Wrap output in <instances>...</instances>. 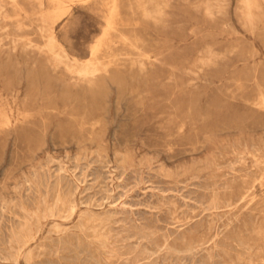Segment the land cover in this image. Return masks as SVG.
I'll list each match as a JSON object with an SVG mask.
<instances>
[{
    "label": "rangeland",
    "instance_id": "obj_1",
    "mask_svg": "<svg viewBox=\"0 0 264 264\" xmlns=\"http://www.w3.org/2000/svg\"><path fill=\"white\" fill-rule=\"evenodd\" d=\"M130 1H66L57 49L80 65L102 44L87 83L39 48L14 49L47 32L38 1L5 0L0 264H264V13L252 32L240 0L217 23L199 0H174L162 29ZM119 30L152 41L162 61L139 70ZM208 46L222 57L204 66Z\"/></svg>",
    "mask_w": 264,
    "mask_h": 264
},
{
    "label": "bare ground",
    "instance_id": "obj_2",
    "mask_svg": "<svg viewBox=\"0 0 264 264\" xmlns=\"http://www.w3.org/2000/svg\"><path fill=\"white\" fill-rule=\"evenodd\" d=\"M18 0H13L14 3V9L15 7H20L21 9H24L21 3L16 2ZM34 1V0H33ZM38 1V5L41 8L40 12H39V19L41 20V24H40V29L41 32L45 33V37L47 38L46 43L42 44V45H38V44H34L32 43V41H21V39L19 40H15L14 41V49H16L18 47V44H21L22 49L23 50H28L29 48H39L41 52H47V54H51V58L53 60V67L54 68H58L60 66L64 67L66 70H68L72 75L79 76L82 77L83 79H85V81H87V83H93L95 81V77L97 75V73L100 71L98 62L96 61L97 58H99L98 56H96L97 52L101 51L99 50L102 44H98L95 45L93 47V59H88V61L80 64V65H76V64H70L69 62V56H68V52L65 50V48L63 49H57V42L58 39L54 33V25L56 24V22H58V20L60 18H63V16H65V12H68V6L66 5V1L67 0H51L53 2V7L49 8V9H45L44 8V0H36ZM172 1L174 0H136V2L134 1V4L137 6V8L139 10H141L142 15L147 19V20H151L154 25H161V24H165L166 25V16L168 14V7L171 6ZM185 1V0H183ZM187 1V0H186ZM241 1V6H240V10H241V19L242 22L245 25H248L250 27V30L252 32H254L257 28H258V24L259 21H261V15L264 13V8L262 3L260 2V0H240ZM132 1H130L131 3ZM71 3V2H70ZM177 3V2H176ZM187 3V2H186ZM228 0H199L194 2V7L197 9H202V11L204 12V15L207 17V19H209L211 22L213 23H217L218 22V18L217 15L218 13L221 14H227V7H228ZM33 4V3H32ZM121 4V3H120ZM133 2L131 3L130 7L133 8L134 6ZM5 0H0V12L1 14H3L6 17H11V15L5 11ZM238 6V8H239ZM118 7H119V3L118 1L115 2L114 7H113V15L118 13ZM128 7V6H127ZM174 7V6H173ZM193 7V6H192ZM39 8V9H40ZM20 9V10H21ZM71 10V9H70ZM239 10V11H240ZM22 11V10H21ZM198 12V10H197ZM200 12V11H199ZM27 13V10H26ZM64 14V15H63ZM111 14V13H110ZM133 14V13H132ZM130 14V15H132ZM200 14V13H199ZM28 14H26L27 16ZM63 15V16H62ZM175 15V14H174ZM2 16V15H0ZM117 16V15H116ZM170 16V14L168 15ZM199 16V15H197ZM37 18V16H35ZM172 17V16H171ZM170 17V18H171ZM101 18V17H100ZM178 18V17H177ZM26 19V18H24ZM31 19V18H30ZM115 19V18H114ZM119 19V17L117 18V20ZM135 19V18H134ZM144 19V18H143ZM28 20V19H27ZM33 21V20H32ZM134 21V20H133ZM146 21V20H145ZM144 21V22H145ZM180 21V20H179ZM35 22V20H34ZM39 22V21H36ZM108 22V21H107ZM24 22L19 21L17 24H19V27H21ZM118 23V22H117ZM152 23V24H153ZM180 23V22H179ZM178 23V24H179ZM2 24V22H1ZM0 24V25H1ZM16 24V25H17ZM191 24V23H190ZM227 26H230V23L226 22ZM38 25V24H37ZM123 25V24H122ZM125 25V24H124ZM170 25V24H169ZM224 25V24H223ZM36 26V25H35ZM119 26V23H118ZM164 26V25H163ZM162 25L160 27H163ZM167 26V25H166ZM165 26V27H166ZM172 26V25H171ZM180 26V24H179ZM178 26V27H179ZM197 26V25H196ZM3 27V26H2ZM18 27V28H19ZM25 27V26H24ZM37 27V28H38ZM114 27V22L111 20L109 23V28L106 29V31L104 32V37L106 38V40L109 38V33H110V29H113ZM117 27V26H116ZM125 27V26H124ZM177 27V26H176ZM183 27V26H182ZM123 28V27H122ZM136 28V27H135ZM232 28V27H231ZM164 29V27L162 28ZM167 29V27H166ZM117 30V29H116ZM235 30V29H233ZM5 31V30H4ZM114 31V30H113ZM120 31V30H119ZM133 31V30H132ZM135 31V30H134ZM138 31V29H137ZM135 31V32H137ZM236 31V30H235ZM115 32V31H114ZM121 32V31H120ZM190 32V31H189ZM29 33V32H28ZM42 33V34H43ZM126 33V31H125ZM138 33V32H137ZM115 34V33H114ZM119 34V32H118ZM122 34V32H121ZM136 34V33H135ZM113 35V34H112ZM117 35V34H116ZM120 35V34H119ZM132 35V34H131ZM137 35V34H136ZM148 35V34H147ZM149 36V35H148ZM103 37V39H105ZM115 37V36H114ZM17 38V37H16ZM19 38V37H18ZM45 38V39H46ZM118 38V36L116 37ZM122 38L124 39V41H126V43H128L130 46L135 47L139 50V55L136 58H129V62L131 61L133 64H137L139 67V70L144 71L147 68L148 63H153L156 64L158 62H161L162 59L159 56V54H161V52L157 51L154 47L153 44H151L152 41H147L146 37L139 35L136 37H131L130 35L127 34H122ZM8 39V38H7ZM27 39V38H26ZM120 39V38H119ZM23 40V39H22ZM28 40V39H27ZM35 40V39H34ZM102 40V38H101ZM41 41V40H40ZM99 41V40H98ZM108 41V40H107ZM117 41V40H116ZM155 42V40H153ZM101 42V41H100ZM108 45V44H107ZM2 46V45H1ZM113 47V46H111ZM118 47V46H117ZM8 48V47H7ZM107 48V47H106ZM1 49V47H0ZM13 49V50H14ZM113 49V48H112ZM230 49V48H229ZM3 51V49H1ZM38 50V49H37ZM111 50V49H110ZM109 51V50H108ZM114 51V50H113ZM130 51V50H128ZM132 51V50H131ZM130 51V52H131ZM9 52V51H8ZM15 52V50H14ZM38 52V51H37ZM225 52V51H224ZM13 53V52H12ZM32 53V51H31ZM40 53V52H39ZM43 53V54H44ZM107 53V52H106ZM105 53V54H106ZM116 52L114 51V54ZM167 53V52H166ZM206 53L205 55L200 57V62L202 64L205 65H210L212 63H214L216 61V59L221 56L222 57V53L218 52L217 50H215L212 46H208L206 48ZM23 54H25L23 52ZM48 54V55H49ZM99 54V53H98ZM122 55V53H120ZM134 54V53H133ZM46 55V54H45ZM118 55V53H117ZM38 56V55H37ZM41 56V53H40ZM100 56V55H99ZM105 56V55H104ZM115 56V55H114ZM120 56V55H118ZM39 57V56H38ZM101 57V56H100ZM103 57V56H102ZM112 57V56H111ZM123 57V56H122ZM197 57V56H196ZM90 58V57H89ZM106 58V56H105ZM116 58V57H114ZM124 58V57H123ZM120 57V59H123ZM102 59V58H101ZM107 59V58H106ZM222 60V58H220ZM119 60V59H118ZM50 61V60H49ZM77 61H80V59H77ZM103 61V60H101ZM110 61H112V59H110ZM116 61V60H115ZM223 61V60H222ZM74 62V61H73ZM100 62V60H99ZM104 62V61H103ZM118 62V61H117ZM120 62V61H119ZM125 62V61H123ZM107 63V62H106ZM115 63V62H114ZM126 63V62H125ZM164 63V62H163ZM27 64V63H26ZM49 64V63H48ZM104 64V63H103ZM201 64V65H202ZM111 65V64H110ZM132 65V64H131ZM151 65V64H150ZM149 65V66H150ZM52 66V65H50ZM104 66V65H103ZM106 66V65H105ZM121 66V65H120ZM123 66V64H122ZM133 66V65H132ZM197 66V65H196ZM111 67V66H110ZM135 67V66H134ZM53 68V69H54ZM122 68V67H120ZM125 68V67H124ZM61 69V67L59 68ZM184 69V68H183ZM57 70V69H56ZM55 71V70H54ZM106 71V70H105ZM97 78V77H96ZM166 81V80H165ZM260 88H262V85L259 83ZM17 101V99H16ZM262 101L264 102V93H262ZM66 109V108H65ZM3 116L6 118H4L6 121H10L8 114H6L5 112L3 113ZM76 118V117H75ZM3 120V119H2ZM91 120V119H89ZM88 120V122H90ZM83 121V120H82ZM86 121V120H85ZM84 122V121H83ZM92 122V121H91ZM5 124V123H3ZM9 124V123H8ZM10 125V124H9ZM7 126V125H5ZM254 152V151H253ZM151 156V155H150ZM254 159V158H253ZM257 163V162H256ZM62 170V169H61ZM246 183V182H245ZM248 186V185H247ZM241 189V188H240ZM241 192L238 199H237V203L240 202H246L248 201V198L251 196V190L250 187H247L245 190L239 191ZM239 194V193H238ZM252 198V197H251ZM229 199V198H228ZM231 199V198H230ZM231 201V200H230ZM235 201V200H234ZM3 202V201H2ZM64 202V201H63ZM67 202V201H66ZM58 203V202H57ZM230 203V202H229ZM68 205V203L66 204ZM238 205V204H237ZM249 205V204H248ZM58 206V205H57ZM48 207V206H47ZM51 207V206H50ZM55 207V206H54ZM74 207V206H73ZM215 208V207H214ZM56 209V208H55ZM54 211V210H53ZM49 212V211H48ZM52 213V212H51ZM55 213V212H54ZM52 213V214H54ZM33 214V213H32ZM36 214V213H35ZM57 214V213H56ZM43 215V213H42ZM48 215V214H47ZM43 218V216H42ZM39 222V221H38ZM40 223V222H39ZM27 225V224H26ZM32 232V231H31ZM25 233V232H24ZM32 234V233H31ZM16 236V235H15ZM31 236V235H30ZM33 236V235H32ZM23 237V236H22ZM216 238V237H215ZM18 239V238H17ZM25 239V238H24ZM30 237H26L24 244L21 242V244H23L24 246L29 244L30 242ZM108 241V240H107ZM22 245V246H23ZM164 246V245H163ZM17 250V249H16ZM18 251V250H17ZM16 251V252H17ZM23 253V250L20 246V251L18 256L20 257ZM30 254V253H29ZM28 254V255H29ZM26 257V256H25ZM29 257V256H28ZM29 261V260H28Z\"/></svg>",
    "mask_w": 264,
    "mask_h": 264
},
{
    "label": "crops",
    "instance_id": "obj_3",
    "mask_svg": "<svg viewBox=\"0 0 264 264\" xmlns=\"http://www.w3.org/2000/svg\"><path fill=\"white\" fill-rule=\"evenodd\" d=\"M58 37V36H57ZM59 39V38H58ZM64 46V45H63ZM65 47V46H64ZM66 48V47H65ZM66 50L68 51V49L66 48ZM69 52V51H68ZM70 53V52H69ZM71 54V53H70ZM76 57V56H75Z\"/></svg>",
    "mask_w": 264,
    "mask_h": 264
}]
</instances>
